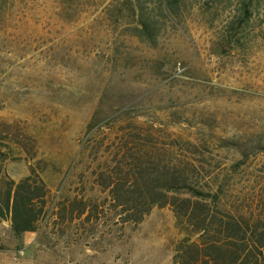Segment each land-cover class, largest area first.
<instances>
[{"label":"rangeland","instance_id":"374dc122","mask_svg":"<svg viewBox=\"0 0 264 264\" xmlns=\"http://www.w3.org/2000/svg\"><path fill=\"white\" fill-rule=\"evenodd\" d=\"M162 3L0 0V178L43 168L51 206L101 204L93 170L138 124L157 155L182 144L176 154L220 194L211 204L264 206V0ZM145 19L151 39L137 31ZM183 229L169 206L139 224L51 215L21 236L0 220V264H174Z\"/></svg>","mask_w":264,"mask_h":264},{"label":"trees","instance_id":"16d2710c","mask_svg":"<svg viewBox=\"0 0 264 264\" xmlns=\"http://www.w3.org/2000/svg\"><path fill=\"white\" fill-rule=\"evenodd\" d=\"M169 2L163 0L164 11ZM137 31L141 39L153 37L147 19L141 20ZM151 128L130 125L121 155L104 159L103 168L93 170L95 183L108 193L101 204L67 199L51 206L43 168L29 166V174L18 181L0 178V220L9 221L15 235L21 236L38 230L51 215L71 221L83 215L90 219L99 210L112 211L122 224H139L155 207L169 206L184 228L174 248V264H264V206L255 210L211 204L210 199L220 200V194L199 182L201 170L195 159L177 155L182 144L176 140L167 141L157 155ZM13 142L36 158L20 140ZM184 145L188 148L191 143ZM260 148L264 150V145Z\"/></svg>","mask_w":264,"mask_h":264}]
</instances>
